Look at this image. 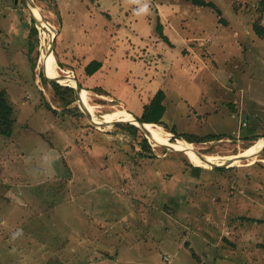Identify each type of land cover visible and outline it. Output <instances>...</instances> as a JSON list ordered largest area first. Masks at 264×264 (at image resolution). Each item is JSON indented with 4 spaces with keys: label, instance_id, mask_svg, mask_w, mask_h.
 <instances>
[{
    "label": "rangeland",
    "instance_id": "rangeland-1",
    "mask_svg": "<svg viewBox=\"0 0 264 264\" xmlns=\"http://www.w3.org/2000/svg\"><path fill=\"white\" fill-rule=\"evenodd\" d=\"M204 1L220 12L192 0L31 1L54 27L60 70L83 85L98 114L125 109L141 116L165 91L162 127L172 134L171 149L142 129L133 136L59 107L31 69L38 53L35 73L44 68L47 48L38 25L37 38L31 35L32 11L25 0H0V89L10 93L18 118L10 137L0 135V264L84 261L94 238L78 237L86 247L67 263L64 237L52 233H65L80 218L121 259L132 244L165 248L163 238L177 231L201 264H264V148L241 164L202 167L196 176L176 144L179 135L223 134L192 144L206 155L236 156L259 141L253 138L264 139V39L253 30L254 22L264 24V0ZM144 4L148 11L138 14ZM95 59L102 68L88 76L85 67ZM30 208L41 220L26 214ZM30 222L36 229L27 237L11 227ZM181 264L197 262L183 250Z\"/></svg>",
    "mask_w": 264,
    "mask_h": 264
},
{
    "label": "trees",
    "instance_id": "trees-1",
    "mask_svg": "<svg viewBox=\"0 0 264 264\" xmlns=\"http://www.w3.org/2000/svg\"><path fill=\"white\" fill-rule=\"evenodd\" d=\"M192 2L198 6L211 7L219 11L216 5L212 2H207L204 0H192ZM32 23L33 24H32L30 32L32 36L37 38L38 28L36 27V24L34 21ZM253 30H254V33L258 37L264 39V24H262L260 21L254 22ZM157 32L159 33V35L162 37V39L165 42L170 43L169 37L164 33L163 25L161 23H158ZM33 48H34V44L31 50L29 51L30 56H31V52L33 51ZM54 54L56 55V52ZM38 60H39V53L37 57L35 58V60H33L32 62L31 69H32V72L34 73V77L38 75L42 86H44L45 88L46 87L51 88L53 90L55 102L59 107H62L63 110H65L66 112L72 113V115H75V114L82 115L83 112L77 103L79 99V95H78V92L76 91V88L73 86H69V85H62L59 82L55 81L44 70V68H42L38 73H35L36 67L38 65ZM58 64L60 68H64L63 64L60 63V61H58ZM102 65L103 64L100 60H97V59L92 60L85 67V72L88 76H92L93 74H95L97 71H99L102 68ZM82 88H83V85H82ZM94 90H96L97 93L106 94V92L101 88H97ZM165 98H166L165 91L162 89H159L156 92V94L153 96V98L150 100V102L144 106L141 116H135V117L143 123H152V124L166 127L163 122V117L166 112V106L164 103ZM48 106H49V109H51L53 112H56V110L52 109V107L49 104ZM17 120L18 118H17L15 108L12 103V98H11L10 93L5 88L0 89V135L1 137L2 136L10 137L13 134ZM117 126L120 129H122V131H125L133 136L141 133L140 128L136 124L131 123V122L121 123V124H118ZM172 132L176 133L174 131ZM179 137H182L189 143H201L203 141L222 140L224 138V135L212 133V134L207 135L205 139H199V140L191 136H188V135H179ZM143 138H144L143 144L145 148H148L149 150H151V146H150L148 139L146 137H143ZM253 139L255 141V140L260 139V137L258 136ZM185 156H186V162L188 166L190 167L192 173L198 176V174L200 173V171L203 170V168L193 165V163H191L188 156L186 154ZM215 169L221 170L223 168L217 167ZM193 255L197 256L195 253H193ZM164 258H166V256ZM63 263L64 262L62 261H56L55 264H63Z\"/></svg>",
    "mask_w": 264,
    "mask_h": 264
},
{
    "label": "crops",
    "instance_id": "crops-1",
    "mask_svg": "<svg viewBox=\"0 0 264 264\" xmlns=\"http://www.w3.org/2000/svg\"><path fill=\"white\" fill-rule=\"evenodd\" d=\"M62 23L65 24L66 26V21L64 20V22L62 21ZM63 26V25H62ZM64 27V26H63ZM78 43V45H77ZM77 45L76 48L81 47V44L79 43V41H75V43ZM79 46V47H78ZM94 46V43H93ZM92 46V47H93ZM72 51V50H71ZM91 61V60H90ZM75 186V185H73ZM77 198L75 197V199L72 197L70 200L72 202H74ZM26 205V204H24ZM19 209V208H17ZM31 209V208H30ZM83 210L86 212V210L83 208ZM30 211H34L33 209H31ZM48 211L50 212L51 210L48 209ZM22 212V211H20ZM39 212H45L43 211H39ZM25 213V212H23ZM26 214H30L29 217H36L38 220H41V214H38L37 212H29ZM90 215V214H88ZM29 217H27L26 219H28ZM49 220L52 222V219L54 217H56V215L54 213L49 214ZM70 218H76V217H70ZM24 218H19L18 223L23 220ZM89 219H93V216H89ZM79 222L78 223H71L69 221L68 228L66 230L65 233L60 232L61 229H57L54 232L52 230V233L55 234V237L58 238V236H63V243H65V251L68 252L70 254L69 260L66 258L63 261H66L67 263L70 262V260H72L73 258H78L81 257L80 253L82 251V244H84V247H86V242L81 241L80 245L77 242L78 237H82L84 235V238L87 237V239H90V241L94 238L95 241L93 243V245L91 246V248L88 250L86 249V257L85 260L83 261H77L76 264H181L182 261V252L183 250L186 251L189 254V258H191L193 261L197 262V264H201L200 262V258L199 257H195L191 251L193 249V247H187L186 245V238L184 240V238H180V234H176V232L174 233L175 236L172 237V239L170 238H163L164 239V244H165V248H158V247H154V251H149V246H142L140 248H137L135 246H133V244L131 245V247L128 249V251H130V254L126 257H124V259H121V251H116V246L112 248V242H110L109 240L104 241L102 239V235L103 233L101 231H99V229L94 228L93 224L92 227H90L88 218L87 219H77ZM108 221V220H107ZM51 222L49 225H51ZM18 223H16L15 225H13L11 223V227H15L16 229H18V231H16L15 233H18L22 236H30V233H33V231L36 229L35 228V224L30 222L27 225V228L25 229V223L24 226H19ZM109 223V221H108ZM3 224L5 225L6 223ZM59 225V223H58ZM57 225V226H58ZM21 228V230H20ZM102 228V227H101ZM88 229V231L86 230ZM31 231V232H30ZM170 236V235H169ZM59 239V238H58ZM76 239L75 242H73ZM162 239V240H163ZM172 243V244H171ZM116 245V244H115ZM64 245L62 244L61 247H63ZM142 249H145L148 251L149 254L153 255L151 257V255L149 257H146L145 255L141 254ZM43 250V247L42 249ZM70 250V251H69ZM79 252V253H78ZM90 252V254H88ZM166 256V258H164ZM63 257V256H61ZM5 262L8 261V259H3ZM20 261V260H18ZM25 261V260H24ZM37 263L40 264L39 260L37 259ZM47 264V263H45Z\"/></svg>",
    "mask_w": 264,
    "mask_h": 264
},
{
    "label": "bare ground",
    "instance_id": "bare-ground-1",
    "mask_svg": "<svg viewBox=\"0 0 264 264\" xmlns=\"http://www.w3.org/2000/svg\"><path fill=\"white\" fill-rule=\"evenodd\" d=\"M32 1V0H31ZM30 10L32 11V14L36 18L37 25L39 26L41 30V45L44 47L50 46L54 39H55V30L54 28L50 27L46 20L43 19L42 14L40 12V9L36 7L35 5L30 6ZM46 48V50H47ZM42 50L41 60L42 64L45 66L47 63L48 67V74L52 78L60 79V83L64 85H71L76 86V82L74 80V77L70 74L63 75V71L60 70L59 65L55 59L53 50ZM89 92L85 89H82L81 91V97H82V107L84 111L90 115L93 120L100 124H108V126H112L114 122L117 121H133L134 124H136L135 118L133 115H130L127 110L125 109H118L111 113H105V114H98V111L95 106H93L90 103V96ZM144 132L152 141H161L165 143L168 147L171 149L174 147L170 144L169 139L172 137V134H170L167 130H165L162 126L148 123L144 126ZM176 144L179 148L183 149L185 153L188 155L190 161L195 164L196 166L206 167V168H212L217 165H222L225 167H231L238 164H241L246 159H249L251 154H256L262 147H264V139H259L252 148L249 150L240 153L236 156L230 155V156H220V155H206L202 156L198 152V148L195 147L192 143L187 142L182 137H176ZM169 142V143H168Z\"/></svg>",
    "mask_w": 264,
    "mask_h": 264
},
{
    "label": "water",
    "instance_id": "water-1",
    "mask_svg": "<svg viewBox=\"0 0 264 264\" xmlns=\"http://www.w3.org/2000/svg\"><path fill=\"white\" fill-rule=\"evenodd\" d=\"M25 3L27 4V6L29 7V9H30V6L32 5V3H31V0H25ZM31 11V10H30ZM32 13V12H31ZM34 17V16H33ZM34 19H35V24H36V27H38L37 26V23H36V18L34 17ZM43 19H44V17H43ZM47 22V24L50 26V27H52V28H54L48 21H46ZM55 43H56V39H54V41H53V43L49 46V51H51V50H53V52H54V46H55ZM44 70L48 73V67H47V63L45 64V66H44ZM52 79H54L55 81H57V82H59L60 83V79H57V78H52ZM60 84H62V83H60ZM62 85H64V84H62ZM75 88H76V91L78 92V95H79V99H78V101H77V103H78V105H79V107H80V109L82 110V112L86 115V117H88V119H90L91 121H93V122H95L94 120H93V118L90 116V115H88L85 111H84V109H83V107H82V104H81V102H82V97H81V91H82V86H81V84L79 83V82H76V86H75ZM134 118H135V121L134 122H136V125L140 128V129H142L143 131H144V126L146 125V124H148V123H143V122H141L139 119H137L135 116H134ZM121 122H126V121H117V122H114L113 123V125H117V124H119V123H121ZM127 122H130V121H127ZM133 122V121H132ZM168 148H170V147H168ZM264 148V147H263ZM200 155H202V156H206L205 154H203V153H201L200 151L198 152ZM215 167H222V165H217V166H215ZM225 167V166H224Z\"/></svg>",
    "mask_w": 264,
    "mask_h": 264
},
{
    "label": "clouds",
    "instance_id": "clouds-1",
    "mask_svg": "<svg viewBox=\"0 0 264 264\" xmlns=\"http://www.w3.org/2000/svg\"><path fill=\"white\" fill-rule=\"evenodd\" d=\"M148 11V6L147 4H144L143 7L139 8L138 14L146 13Z\"/></svg>",
    "mask_w": 264,
    "mask_h": 264
}]
</instances>
